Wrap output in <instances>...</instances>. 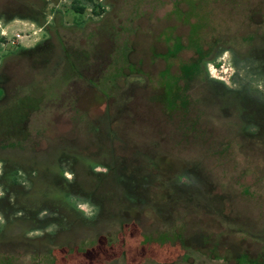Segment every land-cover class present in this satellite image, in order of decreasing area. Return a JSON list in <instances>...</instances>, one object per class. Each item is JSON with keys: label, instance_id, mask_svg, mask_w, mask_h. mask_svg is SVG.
I'll use <instances>...</instances> for the list:
<instances>
[{"label": "rangeland", "instance_id": "1", "mask_svg": "<svg viewBox=\"0 0 264 264\" xmlns=\"http://www.w3.org/2000/svg\"><path fill=\"white\" fill-rule=\"evenodd\" d=\"M15 1L17 9L30 5L28 0ZM61 2V19L67 26L62 33L68 43L80 48L82 74L94 81L80 82L77 77L81 84L77 110L49 105L32 113L26 125L29 137L20 142L21 148L44 150L53 140L65 138L75 145L62 141L50 148L51 154L76 156L82 166H88L95 163L88 156L93 146L92 150H102L98 159L107 160L105 151L110 145L102 119L106 113L100 104L105 100L103 93L107 112H120L111 129L120 138L124 133L128 138L123 154L127 177L124 188L122 180L119 188L81 171L77 182L106 198L105 211L96 218V205L75 200L83 212L82 221L68 215L61 205L57 214L41 213L38 229L27 235L33 241L26 240L25 226H19L21 232L10 240V235L0 236V248L16 246L12 252L0 250V264H264V140L236 135L233 97L213 90L221 88L220 84L208 86L188 73L196 49L205 54L214 46L234 47L242 38L250 41L251 35L260 33L264 0H107L98 13L85 9L81 16L72 12L68 0ZM41 32L40 25L30 21H0L4 43L29 46L42 37ZM51 54L57 59L63 52L56 47ZM52 63L21 65L34 85L41 84V76L51 74L42 82L50 102L58 99L69 78ZM216 63L207 65L209 76L231 86L229 54H220ZM19 113L15 115L20 117ZM99 119L103 134L93 130ZM124 122L129 126L122 129ZM139 148L143 153L137 156ZM44 166L38 164L40 170ZM66 176L72 177L69 172ZM34 182L33 195L60 197L54 189L40 192L47 186L45 179ZM123 191L131 197L125 198ZM125 199L131 200L132 209L122 211ZM208 213L230 218L223 223L232 228L237 224L234 217L242 218L241 247L234 236L222 237L220 222ZM13 217L8 218L7 227L16 229ZM123 219L126 222L118 225ZM179 228L194 230L192 239L186 231L182 240L190 239L188 244L201 249L181 246L171 236ZM203 230L209 235L201 236ZM251 234L258 243L250 241ZM44 235L54 236L57 244L82 238L47 252L49 243L41 241ZM210 250L212 255H208Z\"/></svg>", "mask_w": 264, "mask_h": 264}, {"label": "flooded vegetation", "instance_id": "2", "mask_svg": "<svg viewBox=\"0 0 264 264\" xmlns=\"http://www.w3.org/2000/svg\"><path fill=\"white\" fill-rule=\"evenodd\" d=\"M61 1L62 0H28L30 5L26 6L25 9L21 8V5H19L20 9H17L15 7L17 1L13 0L8 2L0 0V21L25 20L40 25L42 29V37L36 39L29 46H23L22 44L16 45L13 42H11V44L4 43L2 42L3 38L0 36V215L2 216L1 223L3 225V228L0 229V236L2 234L4 236L10 235L11 237L8 236L9 240L20 230L11 228L6 232L7 226L11 223L7 220L12 214L14 215V220L23 217H31L34 219L35 217V221H37L35 229L25 230L27 232L25 235L26 240L32 241L35 238L28 237L27 235L38 229V223H41V213L46 211V214L47 212L57 214V210L62 202L67 201L72 211L81 221L83 220V212L79 210L76 202L83 201L96 205L97 208H99L96 218L102 214L106 209V198L93 191L92 188L89 189L86 186L84 187L81 182H77V176L81 174V171L84 175L92 176L95 181L108 180L119 188L123 186L124 180L127 177L124 167L128 165L127 162L125 163L123 154L126 152L125 139L127 140L128 138L125 133L121 134L122 138H120L118 133L111 129V125L117 122V119H120V112H118L119 114L112 115L107 112L109 108L107 106L108 101L103 93L102 95L105 100L101 101L100 104L104 105L103 109L106 110V113L103 115L102 119L105 120V137L108 146L110 145L105 151V155L108 157L107 160L98 159L102 150H92L94 142L91 144L92 147L89 149L88 156H92L95 163L88 166H82L80 159L76 156L72 157L59 153L56 155L51 154L50 148H52L54 144L67 141L72 145L73 142H71L70 139L58 138L57 140H53L44 150H38L34 146L21 148L20 142L28 140L29 137V131L26 129V125L32 113L41 108L49 107V105H64V107L77 110L80 104L78 93L81 87V84H78L76 81L77 77L80 78V82L83 79L85 83L94 81L90 77L88 78L82 74L80 48L76 43H68L67 38L64 36V33H62V30L66 31L67 26H65L66 24H64L61 19V10L59 7V4L62 3ZM68 2L70 3L72 12L81 16L85 9H88L91 13H98L105 7L104 5L107 3V0H68ZM76 2L79 3V5L82 4L83 9L75 11L73 5ZM80 21H77L76 24H82ZM74 23L75 22L72 21L70 25ZM259 27L261 28L260 33L251 35L250 41L242 38L238 46H214L209 48L202 56V59L207 61L210 58H215L216 60L219 55L223 53L229 54V59L233 67L229 75L231 86H226V84L224 85L222 82L212 79L209 74L202 83L205 82L208 86H210L211 83H218L221 85V88L213 89L214 91H218L219 89L222 95L229 94L233 97L234 102L232 111L234 110L233 113L235 117L233 115V118L237 127L236 135H240V137L249 140H264V22L263 25ZM56 47H60L63 54L60 58L54 59L52 56L53 54L50 55V50H54ZM49 56H51L52 59L49 58ZM50 60H53L52 66L56 67V70L60 67L63 68L61 75L66 71L69 76L67 79V87L59 90L58 99L53 102L46 100L42 85V82L47 81L51 74L41 76V84L37 82V84L34 85L32 84L33 77L31 74L26 73L21 68V65L27 62H31L33 65L39 62H47V64H50ZM188 73L193 76L194 70H188ZM195 73H198V76L201 75L199 70ZM70 79L72 82H70ZM69 82L72 83V85ZM190 86L192 88V84ZM89 87L92 86L89 85ZM36 92H40V95L36 94ZM61 92L65 94L63 98L59 96ZM95 92L100 93L98 90ZM187 92L188 90H186V93ZM175 96L176 95H174V97ZM17 110L20 111V117L15 115ZM2 114L5 117L4 120L2 119L3 117L1 118ZM122 120L125 121L124 118H122ZM93 125H95L93 127L95 134H103L105 132H103V128H101V119L97 120ZM128 126L129 125L124 122L122 129ZM252 149L257 150V147L253 146ZM135 153H137V156H140L143 152L142 149L139 148ZM78 154H80V152H78ZM94 155H96V157H94ZM40 162L45 165L43 170H40L38 167ZM98 169L102 170L100 171ZM67 172L71 174V178H67ZM39 178L42 180L45 179L47 182V186H44L43 190L40 192H45L46 189H54L60 192V197L58 196L59 198H55L47 195L37 196V193L33 195L34 180ZM120 180L123 181L121 182L122 186L121 183L119 184ZM123 193L126 194L125 198L131 197L127 191H123ZM131 203V200L125 199L122 211L132 209V206H130ZM36 204L38 206L33 207ZM207 215L210 216L209 218L212 217L217 222H220L223 228L222 237L234 236V239L241 247L242 218L235 216L234 220L237 224L235 228H232L227 222L225 223L227 224L225 227L223 222H230L228 220L230 218L227 219L225 215L221 213H219V215L208 213ZM44 217L46 222V219H49L48 217H50V215ZM125 222L126 220L123 219L117 222V224L123 225ZM186 231L189 233L187 237L191 238L190 236L194 234V230ZM186 231L180 228L175 229L171 236H173L176 241L179 240L180 244H182L184 243L182 241V236H185ZM197 231L201 230L199 229ZM205 231L206 230H203L200 235L204 236L206 233ZM232 232H234L235 235L231 234ZM49 236L50 235L41 236V241L47 242V239L50 238ZM87 236L89 237V235ZM249 239L252 243H258L254 234L249 235ZM205 240L207 241L208 239ZM188 241L191 242L192 240L190 241V239H188ZM3 248H9L12 252L16 249V246L5 245L0 248V250ZM241 254L242 252H240V255Z\"/></svg>", "mask_w": 264, "mask_h": 264}, {"label": "trees", "instance_id": "3", "mask_svg": "<svg viewBox=\"0 0 264 264\" xmlns=\"http://www.w3.org/2000/svg\"><path fill=\"white\" fill-rule=\"evenodd\" d=\"M73 9L75 10V11H78L79 9L81 10V9H83V6H82V4H80L79 5V3H75L74 5H73ZM196 43V42H195ZM195 43L193 44V45H195ZM196 54H197V56H196V59L194 60V62H193V70H194V73H193V78L194 79H196L197 77V81H199L200 83L201 82H203L204 80H206V77H207V75H208V72H207V65L209 64V63H212V64H215V65H217V63H216V60H215V58H210L209 60H203L202 59V56L204 55L203 54V52H201L199 49H196ZM197 70H199L200 72H201V75L200 76H198L197 74L198 73H195ZM205 83V82H204ZM35 206H38L37 204L36 205H34L33 207H35ZM61 206H64V208H65V210H66V212H67V214L68 215H70L71 216V214L70 213H72V215H74V216H71V217H73L75 220L76 219H78V217L76 216V214L72 211V209L70 208V206H69V204H68V202L67 201H65V202H62L61 203ZM105 211V210H104ZM103 211V212H104ZM102 212V213H103ZM77 221V220H76ZM17 229H20V228H18L19 226H25V228H24V231L26 230V231H28V230H33V229H35V225H37V221H35V217H34V219H32L31 217H23V218H18V219H15L14 221H13V223H12ZM88 226H90V225H88ZM7 230H6V232L7 231H9V229H11V228H6ZM15 229V228H14ZM82 235H79V236H76V237H72V238H70V239H68V240H66L64 243H62V244H57L56 243V241L54 242L53 241V238H54V236H52V238L50 237V238H48L47 239V243H49V247H48V250H47V252H51V250L53 249V247L54 246H61V247H64L65 246V244H67L68 242H70V241H74V240H77V239H79V238H82L81 237ZM85 237V236H84ZM182 239H183V236H182ZM183 241V240H182ZM206 240H204V242H205ZM184 243H182L181 244V246H190V247H192L191 246V244H188V242L187 241H183ZM204 244V243H203ZM37 246V245H36ZM35 246V247H36ZM200 246H196L195 245V247H194V245H193V249H195V250H200L201 248H199ZM211 250L210 251H208V255H212L211 254Z\"/></svg>", "mask_w": 264, "mask_h": 264}, {"label": "built area", "instance_id": "4", "mask_svg": "<svg viewBox=\"0 0 264 264\" xmlns=\"http://www.w3.org/2000/svg\"><path fill=\"white\" fill-rule=\"evenodd\" d=\"M212 66H214L213 64H211ZM213 70H216V68L213 67Z\"/></svg>", "mask_w": 264, "mask_h": 264}]
</instances>
